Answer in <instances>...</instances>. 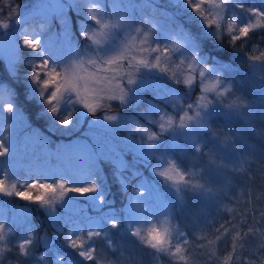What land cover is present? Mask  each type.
<instances>
[{
	"label": "snow or ice",
	"instance_id": "snow-or-ice-1",
	"mask_svg": "<svg viewBox=\"0 0 264 264\" xmlns=\"http://www.w3.org/2000/svg\"><path fill=\"white\" fill-rule=\"evenodd\" d=\"M186 2L207 29H214L211 35L214 36L215 41L219 44L227 43L233 51L244 52L253 35L259 34L260 40L264 41V8L246 6L241 0H195V2L186 0ZM77 7H83L87 17L97 26L80 32L93 51H87L86 54L75 51L66 63L58 66H52L46 58L41 35L30 34L27 31L29 14L21 17L19 4L11 6L6 18L0 19V38L11 37L15 51L19 52V47L22 46L44 57L41 62L32 66L30 79L33 84L38 85L40 98L47 111L58 118V123L62 127L68 128L72 124L73 116L72 111L60 116L63 103L73 106V109L79 106L95 118L98 110L109 112L114 107L112 102L121 107L126 106L130 93L138 83H141L145 90L152 91L158 98L166 95L172 111L149 102L150 110L155 111L157 116L155 119L151 116L146 119L149 124L155 125L156 130L152 131L139 122H133L131 131L136 134L135 143L146 149L145 158L149 160L154 158L157 161L152 172L176 202H182L186 193L206 198L215 195L214 181L224 177L229 165L232 166V172L244 171V165L247 163L243 154L245 141L241 132H231L230 129L238 121L250 125L255 113L249 111L250 103L244 94L235 88L232 80L225 79L223 74L214 71L212 66L202 64L196 52L182 55L177 59L176 54L184 44L175 37L163 46L154 43L152 36V31L156 27L154 24L147 30L143 25L132 27L124 14L103 19L100 8L93 3V0H69L67 5L63 0H44L40 6L48 16L62 20V25L66 23L63 16L66 10ZM240 12L244 13L243 19L239 16ZM21 23L25 26L20 32L19 45H17L11 28L13 24L19 26ZM144 24H148L147 19ZM120 29L124 30V37L115 52L101 55L95 51L104 46L110 33ZM225 37H227L226 41ZM56 39L58 37H50L49 44L54 43ZM63 39L66 43V33ZM241 41L243 43L238 45ZM244 56L249 69V79L255 82L259 92L255 97V103L258 108L264 109V50L258 45L252 46V53L245 52ZM0 58L4 56L0 55ZM18 60V55L13 59H7L10 64ZM226 67L231 68V65ZM145 71H155L167 76L174 85L182 86L189 95L198 87L199 94L195 100L185 103L183 94L176 89H161L158 84L143 81ZM6 100L5 88L0 91V102L4 103V112L11 117L14 106ZM102 119L108 124H113L118 121L119 115L104 114ZM213 125H222L229 129V133L227 135L218 133ZM10 130V123L7 135L4 125L0 126V158L9 154L6 141H10ZM165 137L168 138L170 151L178 152L185 160L191 161L193 167H197L199 161L208 156L209 159L203 164L201 171L185 168L174 157L158 152ZM27 143L33 154H43L49 158V161L71 151L59 147L53 150L45 138L35 134L27 138ZM238 144L241 145L240 148L237 147ZM74 149L71 159L63 165L83 175H90L98 163L97 152L88 144L76 146ZM110 151L109 159L119 174L127 166L126 162L116 149ZM217 160L223 162L217 163ZM7 181V174L0 178V196H15L18 200L47 208L53 214L56 213V206L62 205L70 193L87 196L98 192L95 182L84 186H70L64 179H58L54 183L33 180L31 183L18 186L16 182ZM119 182L122 189L127 190L128 185L125 180L119 178ZM138 189L139 191L134 189L128 195L126 214L137 221L136 224L130 221L127 225L130 236L155 253L171 257L178 264L179 262L186 264V253H189L186 247L189 243L188 236L172 225L170 201L154 194L148 185ZM142 197L148 199L142 200ZM150 200L159 201L160 205V210L151 217L146 215ZM98 203L104 204L103 196L98 197ZM161 217L163 220L160 219ZM108 223L111 229H118L120 226L118 220H109ZM258 224V221H253L246 230H242L241 225L235 223L231 225L238 230L233 237L231 251L223 258V264H232L233 261L236 264H264V242L259 244L251 256H244L242 251L248 239L258 233L264 235ZM221 228L224 229L223 234H227L228 229L223 224L216 231L219 232ZM14 230V226L0 222V264H4L6 259L4 253L12 251L13 248L17 250V264H20L21 258L26 260L33 256L41 264H48L53 240L47 235L37 236L30 230L25 238L11 243L10 237L14 234ZM181 236L182 240L179 239ZM97 239L102 240L113 251L119 247V243L111 238L108 231L98 229L87 232L80 230L76 235L69 231L64 237L67 248L76 253L85 264H93V262L100 264L95 243ZM220 239L221 236H216V240ZM236 241H240L239 245ZM212 243V240H208V244ZM38 247L40 251H37ZM200 247L204 248L206 245L201 244ZM238 248L241 251L238 252ZM52 264H72V260L63 254L52 253Z\"/></svg>",
	"mask_w": 264,
	"mask_h": 264
},
{
	"label": "trees",
	"instance_id": "trees-1",
	"mask_svg": "<svg viewBox=\"0 0 264 264\" xmlns=\"http://www.w3.org/2000/svg\"><path fill=\"white\" fill-rule=\"evenodd\" d=\"M35 1L13 0L8 5L6 0H0V19L6 18L11 6L19 4L21 7L25 3ZM120 2L121 9L130 21V26L143 25L147 30L154 24L156 27L152 31L153 41L162 46L170 43L173 37L178 40H189L194 47V52L198 54L200 62L221 72L225 79L232 80L235 88L247 98L251 108L256 107L255 94L259 95V92L254 91L251 86L249 88L240 84H247L248 77L243 80L244 83L241 82V78H245V74L249 76L244 53L251 54L252 46L257 45L261 50H264V41L260 40L259 34L253 35L249 45L245 46L244 52L233 51L227 43L219 44L215 41L214 36L211 35L214 29H207L204 26L186 0H120ZM241 2L246 6L264 8V0H241ZM112 13L109 10V14L112 15ZM68 15L71 20V27L67 33V43L71 48L67 45L66 50L69 51L70 55L75 51H79L81 54L93 51L89 42L80 35L79 21L83 22V16L73 11ZM239 16L243 19L244 13L240 12ZM146 19L148 24H144ZM40 22H43V18L32 17L28 20L27 26L33 28ZM21 26H24V23H21ZM43 31L58 36L62 29L58 21L52 18L51 20L46 19ZM110 36V40L113 41H116L114 37H122L119 32L115 34L112 32ZM224 39L226 41L227 37ZM241 43L243 42H238V45ZM59 47H61L60 42L52 51L55 55L60 54L57 53V50L60 52ZM95 51L101 55H107L109 54V44L106 43L103 49H95ZM28 54L27 51L22 52L14 73L8 71L4 60L0 58V91L7 89L6 102L11 103L16 110L24 115L27 120L25 130L45 138L51 149L56 150L62 145L85 143L91 145L97 152L98 163L90 175H83L63 165L71 159L72 153L49 161V158H45L46 156L43 155L35 157L34 155L31 156V153H22L24 148H20L21 143L17 142V144L19 143L17 146L18 153H9L6 157L0 158V168L3 170V174L7 173L3 163L12 166V162H15L21 166L13 178L18 186L31 183L33 180L54 183L58 179H64L69 182L70 186H84L95 182L98 192L87 196L70 193L62 205L56 206L55 214L40 205L18 200L15 196H0V204L6 208V213H0V221L15 227L14 234L10 237L11 243L25 238L27 232L31 230L37 236L47 235L53 240L54 244L49 251L48 264H52V253L65 255L72 260V264H85L76 253L67 248L64 237L69 231L76 235L80 230L87 232L98 229L108 231L111 238L119 243V247L113 251L102 240L97 239L95 241L100 264H178L173 258L155 253L154 250L142 246L129 234L128 223L131 221V223L136 224L137 221L126 214L129 203L128 195L134 189L139 191L138 188L144 185H150L151 191L170 201L172 225L176 226L180 232L187 233L188 236L189 243L186 247L189 249V253H186V264H223V258L231 251L233 237L238 230L232 228L233 223L241 225L242 230H246L253 221H258L261 233H264V216H262L264 213V159H258L251 167L244 166V171L240 173L232 172L229 168L224 175V180L231 181V183L235 182L236 185L233 188L223 190L218 195L219 197L215 198L217 201L212 205L191 202L189 193L185 194L182 202H176L152 172L157 161L154 158L150 160L145 158L146 149L135 143L136 134L132 133L129 126L124 122L129 118L145 121L143 115L146 113L156 118L157 113L150 110L149 102L161 105L168 111H172V108L167 104L159 103L158 97L152 91L145 90L143 84L138 83L130 93L126 106L121 107L112 102L114 107L107 113L103 109L98 110L95 118L89 113L86 114L80 120L81 124L78 129L73 131L71 136H68L66 132H70L71 128H59L58 119H55L56 117L47 111L43 100L40 98L38 85L33 84L30 79L32 66L41 62L42 59L37 58L33 62H29L27 60ZM181 55L183 52L180 50L176 54V58L178 59ZM226 65H231V68L226 67ZM142 80L176 89L183 94L185 103L195 100L199 94L198 87L189 95L182 86L174 85L167 76L155 71H145ZM0 106H4V103L0 102ZM1 111L0 108V113ZM257 111L258 114H255L251 121L252 126L257 121L261 109L258 108ZM104 114H117L123 117L119 122L113 124L102 122L100 126H97L96 122L102 119ZM148 125L152 131L156 130L154 124L148 123ZM213 128L218 131L220 128L224 129L220 125H213ZM239 132L242 133L245 143L255 141L252 134L247 131L246 126L241 128ZM222 133L227 135L229 132L224 130ZM167 139V137L164 138L157 150L158 152L161 153L164 150L163 146ZM247 144L243 145L244 150L247 149ZM261 145L264 149V142ZM237 147L240 148L241 145L238 144ZM105 149L109 153H103ZM111 149H116L127 165L119 174L109 159ZM175 155L178 157L179 163L185 168H189L187 160L179 153H175ZM191 169L193 170V168ZM118 177L125 180L128 185L127 190L122 189ZM100 196L104 197L103 205L98 203ZM57 199H59V193H57ZM141 199L147 198L142 197ZM148 207L149 211L146 215L151 217L160 210L159 201H156L155 205L150 200ZM109 220H118L119 228L111 229ZM222 224L228 229L227 234H223V228L219 232L216 231ZM216 236H221V239L216 240ZM201 237L204 239H200ZM179 239L182 240L183 237L181 236ZM208 240H212L213 243L208 244ZM236 242L239 245L240 241ZM261 242H264V235L259 233L248 239L242 250L243 255L251 256ZM201 244L206 245V247L201 248ZM37 251H40L39 247ZM239 251L241 250L238 248ZM4 255L6 257L4 264H17L18 256L15 248L12 251H6ZM20 264H41V262L33 256L26 260L21 258ZM179 264H185V262H179ZM232 264H236V262L233 261Z\"/></svg>",
	"mask_w": 264,
	"mask_h": 264
},
{
	"label": "rangeland",
	"instance_id": "rangeland-1",
	"mask_svg": "<svg viewBox=\"0 0 264 264\" xmlns=\"http://www.w3.org/2000/svg\"><path fill=\"white\" fill-rule=\"evenodd\" d=\"M12 1L13 0H6V3L8 5H10ZM63 2L67 5L69 0H63ZM42 3H44V0H36L35 2L25 3L23 6L20 7L21 17L29 14V20L32 19V17H37V16L43 18V22H40L39 24H37L36 27L34 26L32 28L29 25L26 26L27 31L30 34L41 35V37H42V48L45 52L46 58L49 59L50 64L52 66L63 65L64 63L67 62V60L73 54V53H71V55H70L69 51L66 50L67 47L71 48V46L68 45L67 42L65 43L64 39H63L64 34L69 33L70 27H71V20H70L68 14H70V12L73 11V12L78 13V14L83 16V19H82L83 22L79 21L80 31L91 30L93 28H96L97 26L87 17L86 12H85L83 7L68 8L66 10V12L63 14L64 19L66 20V23L64 25H62L63 24L62 20L55 18L58 21V23L62 29L61 34L58 36L55 34H52V33L48 34L46 31H43L44 23H46V19L51 20L54 17L48 16L43 10H41L40 6L42 5ZM93 3H95L100 8V15L103 19H111V18H113L114 15L124 14L123 10L121 9L120 0H93ZM109 10H111V12H113L112 15L109 14ZM24 26H21V25L17 26L15 24L12 25L11 32H12V36H13L15 42L17 43V45H19L20 32ZM37 28H38V31H36ZM41 32H44V33H41ZM116 32H119V34H121L122 37L121 38L114 37V39L116 38L115 39L116 41H113V40H110L111 36H109V39L105 42V44L106 43L109 44V54L115 52L118 49V47L120 46V44L123 40V37H124V30L123 29L113 31L114 34ZM50 37H58V39H56L54 43L49 44V38ZM118 39H121V40H118ZM179 41L184 44V47L181 49V52H183V55L191 54L192 52H194V47L189 40L181 39ZM58 42H60L61 47H59L60 52H58V50H57V53H60V54L55 55L52 51H54L53 49L57 47ZM105 44L103 47L96 49V50L103 49L105 47ZM23 51L29 52V54H28L29 58L27 59L29 62H33L34 59H37V58H41V59L44 58V57H41L39 53H32L29 50L24 49L22 46L19 47V52H17L14 50V41L11 37H9L7 39L0 38V55L4 56V58H2V59L4 60L6 67L10 73H14L15 67H16L17 63H19L20 57H21ZM70 52H71V50H70ZM17 55L19 56V60L16 61L15 63L10 64L7 61V59H13L14 56H17ZM214 71H217V70H214ZM245 76H246L245 78H243V79L241 78V82L244 83L243 80H245L248 77L247 78L248 83L246 82L247 84H240V85L241 86L245 85L246 87L248 86L249 88L251 86L254 91L258 92V88H257L255 82L253 80L249 79L248 75L245 74ZM159 86L161 87V89L167 88L166 86L165 87H163L162 85H159ZM254 87H255V89H254ZM0 89H1V86H0ZM169 89H172V88H169ZM257 96L258 95L255 94V97H257ZM167 99H168L167 96H163L162 98H158V102L162 103L164 105L167 104L168 106H170V104L167 103ZM159 106H160V108L166 109L164 107H161V105H159ZM3 107L4 106H0V108L2 110L0 113V126L4 125L5 135H7L8 124L9 123L11 124L10 141H6V146L9 148V153H18L17 146L19 143H21V145H19L20 148H22V149L24 148V150H22V153H31V156L34 155L35 157H39L40 155H43L40 153L33 154L31 152L30 147L28 146L27 138L31 137L33 134H31L25 130V126L27 125V120L24 117V115H22L18 110H16L14 108V112H13L12 116L9 117V115L4 112ZM257 109L258 108L256 105L255 108H250L249 111H254L255 114H258ZM166 110L168 111V109H166ZM69 111L73 112V116H72V124L68 127V128H71V131L66 132V135L71 136L73 131H76L78 129V127L80 126V124H81L80 120L82 119V117H84L88 113L86 110L80 108L79 106H75V108L73 109V106H70L69 104H67L65 102L61 105L60 116L67 115V113ZM259 114L260 115L258 116V119L253 126L251 125V123L249 125V124H245L243 121H238L234 125H232L231 129H230L231 132H237L241 128H244L246 126L247 131H249L252 134V136L255 138V141H252L248 144H247V142L245 143V144H247L246 145L247 149H245L243 151V154L246 156V159H247V163L244 165L246 167H251L252 165H254V163L258 159H264V149H262L263 146L261 145V143L264 142V109H261V112ZM148 116H151V115L150 114L148 115L147 113L145 115H143V117L145 118V121H141L137 118H129V119H126L124 122L126 125L129 126L130 129H132V127H133V122H139L141 125H143L145 127H149L148 120L146 119V117H148ZM122 117H123L122 115H119V119L117 122H119L122 119ZM151 117L153 119H155L153 116H151ZM55 119H58V118L56 117ZM102 122H104L105 124H108L105 121H103V119H99L96 122L97 126H100V124ZM58 125H59V123H58ZM220 127H223V126L220 125ZM59 128H63V127L60 125ZM219 130L220 131H218V130H215V131H217L218 133H222V131L224 132V130H226V132H229V129L225 128V127H224V129L220 128ZM17 142H19V143L17 144ZM161 143H163V141ZM84 144L83 143H75L72 145H62V146H60V148L61 149L67 148V149L71 150L69 153H66L63 155V156H67L68 154L75 151L74 147L81 146ZM181 144H182V142H181ZM163 149L164 150H162L161 153H167L170 157H174L178 161V157L175 155V153H178V152L170 151L169 144L167 142L164 144ZM103 153H109V151H107L105 149V150H103ZM209 155H211V154H209ZM45 158H48V157H45ZM208 159H209V157L207 156L206 159H204L203 161L202 160L199 161V164L197 167H193L191 161H188L189 168H193L194 171H201L203 164L205 162H207ZM216 162L222 163L223 161L217 160ZM3 165L6 166L5 168L7 169V173L3 174V170L0 168V178L4 177V175L7 174V177H8L7 182L8 183L14 182V180H13L14 175H15L16 171L18 169H20L21 166H19V164H15V162H12V166L10 164L7 166L4 163H3ZM231 167L232 166L229 165V168H231ZM258 169H260V168H258ZM235 185H236L235 182L231 183V181H226V180H224V177L218 178L217 180L214 181V184H213V191H214L215 195L206 198V197H200V196H193L191 193H189L190 200H191V202H197L198 204L200 203L201 205L203 203L212 205L215 201H217L215 198L219 197L218 195L221 194L223 192V190L233 188V187H235ZM159 186H161V185H159ZM152 192L155 194L154 191H152ZM145 198H147V197H145ZM152 202L155 203V205H156V201H152ZM0 213H6V208L2 207V204H0ZM160 219H162V217ZM0 222H2V221H0ZM105 256H107V255L105 254Z\"/></svg>",
	"mask_w": 264,
	"mask_h": 264
}]
</instances>
